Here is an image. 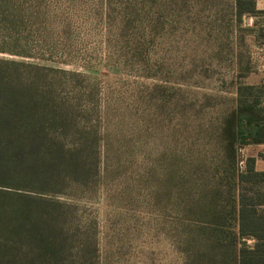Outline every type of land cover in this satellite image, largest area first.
<instances>
[{
    "label": "rangeland",
    "instance_id": "obj_1",
    "mask_svg": "<svg viewBox=\"0 0 264 264\" xmlns=\"http://www.w3.org/2000/svg\"><path fill=\"white\" fill-rule=\"evenodd\" d=\"M238 1L21 3L38 52L24 59L53 68L37 92L64 113L49 137L65 193L45 196L64 205L61 264H234L252 244L228 212L238 193L264 200V176L238 180L264 145L235 126L264 144V0Z\"/></svg>",
    "mask_w": 264,
    "mask_h": 264
},
{
    "label": "trees",
    "instance_id": "obj_2",
    "mask_svg": "<svg viewBox=\"0 0 264 264\" xmlns=\"http://www.w3.org/2000/svg\"><path fill=\"white\" fill-rule=\"evenodd\" d=\"M10 1L9 11L0 13V53L20 59L0 57V264H61L65 239L56 221L64 205L45 196L65 193V144L49 137L54 131L65 133L64 113L43 91L37 92L48 85L40 83L38 74L53 68L24 59L38 55L32 47L34 31L25 25L33 19L19 12L28 0ZM241 1L254 9V0ZM235 124L237 136H247L244 144L263 142L242 116ZM246 162L238 180L256 184L264 171L255 170L252 156ZM260 206L264 200L256 202L254 194L238 193L233 200L228 213L236 234L253 240L241 244L234 264H264Z\"/></svg>",
    "mask_w": 264,
    "mask_h": 264
},
{
    "label": "crops",
    "instance_id": "obj_3",
    "mask_svg": "<svg viewBox=\"0 0 264 264\" xmlns=\"http://www.w3.org/2000/svg\"><path fill=\"white\" fill-rule=\"evenodd\" d=\"M255 3L258 0H254ZM261 145L263 146V143H258V145H256V147H261ZM261 149V148H257ZM252 157L254 158V168L256 171H264V157H261L260 155L258 156L257 154H253Z\"/></svg>",
    "mask_w": 264,
    "mask_h": 264
}]
</instances>
